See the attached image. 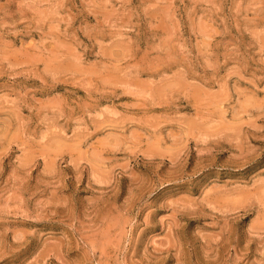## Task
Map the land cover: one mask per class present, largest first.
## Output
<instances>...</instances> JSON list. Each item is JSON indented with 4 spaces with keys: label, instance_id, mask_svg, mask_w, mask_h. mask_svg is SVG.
<instances>
[{
    "label": "rangeland",
    "instance_id": "rangeland-1",
    "mask_svg": "<svg viewBox=\"0 0 264 264\" xmlns=\"http://www.w3.org/2000/svg\"><path fill=\"white\" fill-rule=\"evenodd\" d=\"M0 264H264V0H0Z\"/></svg>",
    "mask_w": 264,
    "mask_h": 264
}]
</instances>
